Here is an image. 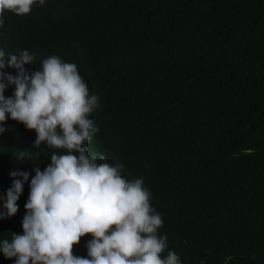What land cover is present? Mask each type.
Wrapping results in <instances>:
<instances>
[{
    "label": "trees",
    "instance_id": "trees-1",
    "mask_svg": "<svg viewBox=\"0 0 264 264\" xmlns=\"http://www.w3.org/2000/svg\"><path fill=\"white\" fill-rule=\"evenodd\" d=\"M4 20L0 49L27 50V72L56 55L98 97L94 142L127 179L142 175L167 237L162 258L174 250L182 264H264V0H60ZM5 127L0 195L10 171L29 173L17 213L0 219L10 239L23 232L34 169L64 150L37 146L22 123ZM90 238L73 253L86 256ZM0 264L13 260L0 253Z\"/></svg>",
    "mask_w": 264,
    "mask_h": 264
},
{
    "label": "clouds",
    "instance_id": "clouds-1",
    "mask_svg": "<svg viewBox=\"0 0 264 264\" xmlns=\"http://www.w3.org/2000/svg\"><path fill=\"white\" fill-rule=\"evenodd\" d=\"M48 1L57 7L60 0H0V28L5 11L23 16ZM33 59L27 50L0 49V135L11 119L36 133L37 146L64 151L52 152L43 170L34 169L23 232L0 238V253L13 264H182L174 250L161 256L167 237L158 235L162 217L150 205L142 175L127 179L123 165L96 146L98 127L90 113L98 97L89 94L76 65L51 55L29 73L24 66ZM6 63L16 75L5 71ZM9 87L14 91L6 96ZM14 155L22 162L27 152ZM9 176L11 186L0 195V219L15 216L29 181L27 171L12 170ZM86 235L87 255H75L73 247Z\"/></svg>",
    "mask_w": 264,
    "mask_h": 264
},
{
    "label": "bare ground",
    "instance_id": "bare-ground-1",
    "mask_svg": "<svg viewBox=\"0 0 264 264\" xmlns=\"http://www.w3.org/2000/svg\"><path fill=\"white\" fill-rule=\"evenodd\" d=\"M9 14V13H8ZM8 14H7V16H8ZM10 16V15H9ZM2 29V28H1Z\"/></svg>",
    "mask_w": 264,
    "mask_h": 264
}]
</instances>
